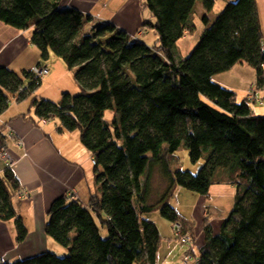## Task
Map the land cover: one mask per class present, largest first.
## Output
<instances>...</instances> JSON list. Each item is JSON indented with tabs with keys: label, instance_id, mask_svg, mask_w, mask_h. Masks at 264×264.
<instances>
[{
	"label": "trees",
	"instance_id": "16d2710c",
	"mask_svg": "<svg viewBox=\"0 0 264 264\" xmlns=\"http://www.w3.org/2000/svg\"><path fill=\"white\" fill-rule=\"evenodd\" d=\"M202 1L206 26L191 52L176 59L172 47L195 27L189 18L196 0H142L150 16L142 26L157 35L152 47L112 22L95 24L92 34L81 36L90 15L62 7L61 0H0V21L31 29L41 60L53 54L73 71L78 94L62 92L57 102L34 95L30 107L42 121L58 119L59 132L78 131L94 160L95 184L86 203L63 194L47 209L44 232L66 254L46 250L0 264H155L160 235L137 209L152 207L148 187L156 165L169 179L163 196H173L178 187L207 195L216 167L226 168L224 180L235 186L234 206L219 230L204 224L205 241L194 264H264V114L213 79L247 63L256 71V85L264 86L262 24L256 0L227 1L212 21L207 12L215 0ZM41 80L31 70L0 66V114L12 99L30 96ZM107 110L114 111L111 120L104 118ZM181 140L193 162L210 148L196 173L168 167ZM19 189L12 168L4 167L0 220L13 219L18 242L28 232L12 204ZM159 212L188 234L169 203Z\"/></svg>",
	"mask_w": 264,
	"mask_h": 264
},
{
	"label": "crops",
	"instance_id": "0c3cea01",
	"mask_svg": "<svg viewBox=\"0 0 264 264\" xmlns=\"http://www.w3.org/2000/svg\"><path fill=\"white\" fill-rule=\"evenodd\" d=\"M141 4L142 0H61L60 2L62 7H75L84 14L90 15V24L112 22L118 28L133 35V38L142 36L138 33L146 15L144 14L145 8ZM256 5L263 29L264 47V0H256ZM30 32L31 29L18 30L0 21V66H7L20 72L22 69L31 70L35 64H42L48 66L49 69L48 74L44 77L54 78L55 70H50L49 62L41 60L39 50L31 44ZM145 33L148 32L144 31L143 35ZM108 36L109 34L105 37ZM33 48H36V51ZM28 52H33L32 56H29ZM53 67L58 71H63L62 63L54 61ZM215 76V81L222 85L223 83L240 84L249 92H254L258 88L255 83L256 71L247 63L236 64L231 69ZM249 92L247 97L251 94ZM253 96L255 97L253 103L257 105H252V108L258 114L255 108L257 106L261 108L264 103L259 104L258 100H262V98ZM28 106L27 99L21 102L12 99L8 107L0 114V144L4 143L9 153L16 159L12 170L19 188L33 191V194L26 198H19L16 194L12 198V200H19L20 205L27 209L19 208L20 210H17L14 208L16 213L21 216L28 231L22 241L18 242L15 238L12 243L11 239L15 235V228L11 226L8 228L5 226L7 224L5 221H0V259L2 258V260L17 246H31V244L25 243L29 238L43 240L44 244L37 246L38 253L49 249L50 244L47 245L49 238L44 232V225L50 203L63 194L69 196V199H77L86 203L90 195L95 192L93 157L79 141V135L75 131L59 132L57 130L59 123L51 127L49 120L39 121L33 110H29L28 114H23ZM9 133H12L13 137L8 136ZM4 167L0 166V173ZM23 211L24 213L26 211L29 221L25 218ZM222 220V217L208 219V224L210 223L209 226L213 232L219 230ZM183 223L193 239V247L197 246L199 253V248L205 241L202 230L204 229L203 218H201L197 229L196 227L191 228L184 221ZM16 243L18 245H14ZM24 249L26 253L28 250H35L25 248V246Z\"/></svg>",
	"mask_w": 264,
	"mask_h": 264
},
{
	"label": "rangeland",
	"instance_id": "374dc122",
	"mask_svg": "<svg viewBox=\"0 0 264 264\" xmlns=\"http://www.w3.org/2000/svg\"><path fill=\"white\" fill-rule=\"evenodd\" d=\"M227 1H233V0H215V4L213 8L209 12H207L209 21L213 20L215 15L223 8V6L226 4ZM203 13H205V9L203 7V1L196 0L193 8V12L189 18V21L193 23L195 27L192 32L187 33L183 38L176 41V43L172 47V52L176 59L187 56L191 52L195 44L197 43L200 34L202 33L203 29L206 26L201 19V15ZM144 14L146 15L145 18L149 19L150 16L146 8L144 9ZM90 21L91 20L88 19H85L83 21L80 29L81 36H88L93 33L94 29H92V26L98 23L96 22L94 24H90ZM142 27L140 30L141 32L138 33V35L142 34L139 40L146 42L149 47L154 46L156 44V37H157L155 30L153 28L146 26H142ZM143 30H146V32L148 33L147 34L145 33L143 35L144 33L142 32ZM105 39H107V37L105 38L103 37V42L105 41ZM33 49L34 51H36L35 50L36 48ZM153 52H155L154 49ZM31 53L33 52H28L27 54L29 56H32ZM45 61L49 62L48 65L50 67V70L53 69L55 70L54 71L55 77L42 78L41 84L38 85V87L34 90V92L30 96L25 98L27 99L29 106L26 107L25 112L23 114H28L30 111L33 110V108L31 109L30 107V102H31V97L34 95H36L38 98L40 97L53 102H57L61 98L62 92H69L71 95H76L80 92L79 86L74 79L73 71L68 70L61 61V59H59L53 54H50L48 59H46ZM54 61L63 64V68H62L63 71L62 70L58 71L53 67ZM213 79L216 80V76H214ZM243 79H245V77H243ZM29 82L30 80L28 78H25V84H28ZM223 86H226V88L228 87V89L233 90L236 93V99L238 101L241 100L242 98H246L247 97L246 95L249 92L247 88L243 87L240 84L228 85L223 83ZM249 93H251L248 96L249 103L251 106L257 105L253 103L255 101V97L253 95H255L257 98H262L263 101L260 99H259L260 101L258 100L259 104L262 105V103H264V88L258 87L254 92L251 91ZM259 107L260 106H257L255 108L257 110V113L264 114V105L261 108ZM113 116H114L113 110H107L104 113L105 120H111ZM38 120L40 121V119ZM57 123H59L58 119H49V125L51 127H54ZM74 131L76 132L77 135H79L77 130ZM209 152H210V148H205L202 152L201 158L193 162L189 158L188 149L185 144V141L181 140V144L179 145L178 149L168 156V161H167L168 167L170 170L182 169V170H188L192 173H196L198 169L205 163V160ZM2 165L3 167L5 166L3 160L0 159V166ZM228 174L229 173L226 168L216 167L211 175L212 183L209 187V191L207 195H201L187 188L178 187L174 191V195L168 197L165 195L163 196V194L165 193L166 190L165 186L167 185L169 179L163 174L161 167L158 165L154 166L150 170L149 187H148L149 198L147 203L152 207L150 210L142 211V212L139 209H137V212L139 213V216L141 218L152 221L158 229L160 235V241L158 243L157 252L155 256V264H194L195 259L199 254L197 246L193 247L194 245L193 241L191 243H182L175 236L174 226H173L174 224L160 214L159 212L160 206L163 203H169L179 213L181 221L188 223L191 228L196 227L197 229L198 226L200 225L199 223L201 221V218H203L204 224L208 223V219L209 220L213 218L218 219L221 217L223 219L232 210L235 200V195H234V191H236L235 186L224 180L225 178L229 177ZM127 197L130 200L131 195L127 194ZM12 203L14 204L13 205L14 208H16L17 210L19 208H21L22 210H27L26 207L23 208L20 205L21 202L19 200L13 199ZM23 214L27 219V221H29L26 211L25 213L23 211ZM5 223H7L5 224L6 227L9 228L11 226L12 228H15V235L12 236L11 239L13 243L17 236L14 221L13 219H9V220H5ZM202 230L204 233V229ZM186 232L188 233V231ZM100 233L102 236H105L106 229L104 227H100ZM48 241L49 243H47V245L50 244V246L49 249L47 250L57 253L58 255H63L67 253L66 248L55 242L52 238H49ZM25 243L31 244V246L24 245L25 248H31L35 250L34 251L28 250V252L26 253L24 246H17L12 251H10V253H8L7 257L4 260L12 261V260L23 259L29 256H33L38 253L37 246L44 244L43 240L41 239L38 240L34 238L27 239ZM14 245H18V244L16 243ZM33 252L34 254H32ZM189 252L191 254V257L190 259L185 261L184 258L189 254Z\"/></svg>",
	"mask_w": 264,
	"mask_h": 264
},
{
	"label": "built area",
	"instance_id": "2783aa9c",
	"mask_svg": "<svg viewBox=\"0 0 264 264\" xmlns=\"http://www.w3.org/2000/svg\"><path fill=\"white\" fill-rule=\"evenodd\" d=\"M141 32V31H140ZM143 32V31H142ZM31 71L33 73L34 78L37 79H41L44 76H46L49 72L48 66L46 65H42V64H35L32 68ZM46 120H43V122H45ZM8 136L13 137L12 133H9ZM19 143H22L21 141H19ZM0 159L3 160L5 167L8 168H13V166L16 163L15 158L9 153L7 146L4 143L0 144ZM92 162L94 163V160H92ZM30 194H33V191H28L24 188L19 189L16 192V196L19 198H26L28 197ZM174 233L175 236L182 242V243H191L192 240L189 237L188 234L184 233L182 230V224L180 222H175L174 223ZM191 254L189 252V254L184 258L185 261H187L188 259H190Z\"/></svg>",
	"mask_w": 264,
	"mask_h": 264
},
{
	"label": "bare ground",
	"instance_id": "6f19581e",
	"mask_svg": "<svg viewBox=\"0 0 264 264\" xmlns=\"http://www.w3.org/2000/svg\"><path fill=\"white\" fill-rule=\"evenodd\" d=\"M146 31V30H143V32Z\"/></svg>",
	"mask_w": 264,
	"mask_h": 264
}]
</instances>
